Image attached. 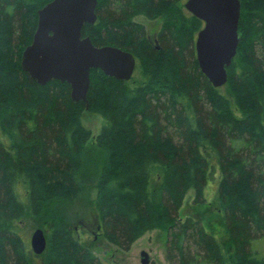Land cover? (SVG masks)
Masks as SVG:
<instances>
[{"label": "trees", "instance_id": "1", "mask_svg": "<svg viewBox=\"0 0 264 264\" xmlns=\"http://www.w3.org/2000/svg\"><path fill=\"white\" fill-rule=\"evenodd\" d=\"M49 1L0 0V264H32V256L105 264L65 210L91 185L82 172L92 135L86 110L104 118L94 138L101 163L90 179L106 240L126 250L162 228L170 264H264L256 244L264 239V0H240L241 41L222 87L199 67L203 22L183 0H98V21L83 35L131 51L143 80L131 85L92 69L87 108L72 101L68 82L40 85L21 67L37 11ZM139 15L160 16V46ZM212 181L227 239L180 214L190 190L194 203L209 201ZM28 215L52 221L41 254L16 230Z\"/></svg>", "mask_w": 264, "mask_h": 264}, {"label": "water", "instance_id": "2", "mask_svg": "<svg viewBox=\"0 0 264 264\" xmlns=\"http://www.w3.org/2000/svg\"><path fill=\"white\" fill-rule=\"evenodd\" d=\"M98 0H51L38 10V27L22 51L21 66L41 84L52 79L71 85L74 101H87L92 69L129 80L136 68L130 51L115 45L97 46L82 34L85 23L97 19ZM185 8L205 24L196 37L198 63L206 76L220 86L227 82V68L232 64L241 41L240 0H186ZM35 254L47 246L43 229L37 228L30 240ZM142 264L150 263L148 252H141Z\"/></svg>", "mask_w": 264, "mask_h": 264}, {"label": "rangeland", "instance_id": "3", "mask_svg": "<svg viewBox=\"0 0 264 264\" xmlns=\"http://www.w3.org/2000/svg\"><path fill=\"white\" fill-rule=\"evenodd\" d=\"M184 2H186V0L182 1L183 4ZM142 20L148 25L149 32L152 33L149 35L151 39L154 40L155 35L153 33L157 30L161 21L159 19L148 21L143 18ZM142 80L143 76L139 66L137 65L133 76L129 79V84H138L142 82ZM83 121L92 134L84 152V157L85 154L86 157L84 159L82 170V172L87 175L85 177H88L87 184L91 185L89 187V192L85 191L72 203L69 202L65 205V210L70 214L69 216L71 217V222L73 223L77 238L83 244L90 247L105 264H142L141 252L143 250L148 252L150 256L149 264H170L166 259L167 235L165 229L159 228L147 232L126 250L119 248L114 243L103 237L100 230V217L92 202L96 191L94 184L92 183L93 179L90 178L92 173L98 170L101 163L100 152H98L94 146V138L101 131L104 118L99 110H86L83 114ZM20 188L22 189L23 187L20 186ZM207 190L209 201L204 204L194 203L193 190H190L186 194L180 212L182 219L187 216L201 218L210 230L220 237L227 239L224 220L218 207L217 197L215 196V182H210ZM51 225L52 221L45 219L44 216L28 215L21 221L17 222L16 230L22 235L23 239L30 247V240L33 232L37 228H41L43 229L47 239L48 231ZM256 244L260 248L261 253L264 254V239L258 241ZM228 246V254L231 259H233L232 246L229 243ZM30 250L33 252L32 247H30ZM32 259V264H43L42 256H32Z\"/></svg>", "mask_w": 264, "mask_h": 264}, {"label": "flooded vegetation", "instance_id": "4", "mask_svg": "<svg viewBox=\"0 0 264 264\" xmlns=\"http://www.w3.org/2000/svg\"><path fill=\"white\" fill-rule=\"evenodd\" d=\"M185 3V2H184ZM185 7V6H184ZM186 9V8H185ZM187 10V9H186ZM142 18L143 19H146V20H148V21H152V20H160L161 22H160V25L158 26V28H157V30H155L154 31V35H155V38H154V40L153 39H151V37H150V35L149 34H152L151 32H149V28H148V25L145 23V21H143L142 20ZM142 21H141V20ZM137 20L139 21V22H142L144 25H145V30L143 31L144 32V34H146V36H147V38L149 39V41H150V43H152L154 46H160V44H159V39H158V34H161V27H162V19L160 18V16H157V17H153V18H147V17H145V16H143V15H139L138 16V18H137ZM98 21V19L93 23V24H95L96 22ZM85 24H88V23H85ZM84 24V25H85ZM205 24V23H204ZM203 24V25H204ZM203 25H202V27H203ZM84 27V26H83ZM82 30H83V28H82ZM197 32H199V30L197 31ZM82 34H83V31H82ZM196 37H197V34H196ZM196 40V39H195ZM109 45H111V44H109ZM116 46V45H115ZM119 47V46H118ZM129 51V50H128ZM131 52V51H130ZM132 53V52H131ZM134 55V54H133ZM135 56V55H134ZM135 58H136V56H135ZM136 62H137V59H136ZM136 67H137V64H136ZM136 69V68H135ZM135 72V71H134ZM134 74V73H133ZM101 227V226H100Z\"/></svg>", "mask_w": 264, "mask_h": 264}, {"label": "bare ground", "instance_id": "5", "mask_svg": "<svg viewBox=\"0 0 264 264\" xmlns=\"http://www.w3.org/2000/svg\"><path fill=\"white\" fill-rule=\"evenodd\" d=\"M98 4V3H97ZM97 7V6H96ZM37 14H38V11H37ZM97 15V14H96ZM97 20V19H96ZM202 22H203V24L205 23L203 20H202ZM90 24H92V23H90ZM37 27H38V20H37ZM37 27H36V29H37ZM202 28V27H201ZM36 31V30H35ZM200 31V30H199ZM239 31V30H238ZM35 33V32H34ZM199 32H197V34H198ZM195 51H196V40H195ZM199 64V63H198ZM22 67V66H21ZM199 67H200V65H199ZM22 69H23V67H22ZM200 69H201V67H200ZM24 70V69H23ZM202 70V69H201ZM25 72H27L26 70H24ZM102 71V70H101ZM202 72L204 73V71L202 70ZM28 73V72H27ZM29 74V73H28ZM205 74V73H204ZM30 75V74H29ZM31 76V75H30ZM109 76V75H108ZM205 76H206V74H205ZM112 77V76H111ZM207 77V76H206ZM31 78L32 79H34V80H36L37 82H38V84H40V85H45V84H41L36 78H33L32 76H31ZM115 78V77H114ZM208 78V77H207ZM117 79V78H116ZM209 79V78H208ZM52 80H59V79H52ZM118 80H121V79H118ZM228 80V79H227ZM51 81V80H50ZM61 81V80H60ZM124 81H126V80H124ZM209 81H210V79H209ZM49 82V81H48ZM47 82V83H48ZM62 82H65V81H62ZM211 82V81H210ZM212 83V82H211ZM213 84V83H212ZM226 84V82L224 83V84H222V85H220V86H214V84H213V86L214 87H222V86H224ZM70 85V84H69ZM70 88H71V85H70ZM70 95H71V99H72V101L73 102H75V103H77V102H79V101H84V100H79V101H74L73 100V97H72V92L70 93ZM85 102V104H86V108L89 106L88 105V99H87V101H84ZM47 247V246H46Z\"/></svg>", "mask_w": 264, "mask_h": 264}]
</instances>
